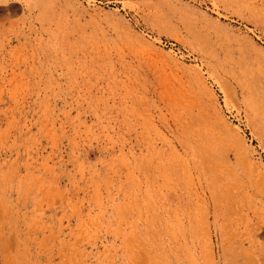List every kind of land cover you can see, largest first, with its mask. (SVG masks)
<instances>
[{
	"label": "rangeland",
	"instance_id": "obj_1",
	"mask_svg": "<svg viewBox=\"0 0 264 264\" xmlns=\"http://www.w3.org/2000/svg\"><path fill=\"white\" fill-rule=\"evenodd\" d=\"M0 264H264V0H0Z\"/></svg>",
	"mask_w": 264,
	"mask_h": 264
},
{
	"label": "bare ground",
	"instance_id": "obj_2",
	"mask_svg": "<svg viewBox=\"0 0 264 264\" xmlns=\"http://www.w3.org/2000/svg\"><path fill=\"white\" fill-rule=\"evenodd\" d=\"M207 91V90H206Z\"/></svg>",
	"mask_w": 264,
	"mask_h": 264
}]
</instances>
